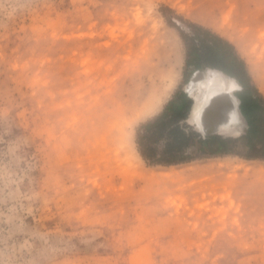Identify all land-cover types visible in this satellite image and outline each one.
I'll return each mask as SVG.
<instances>
[{
    "label": "rangeland",
    "instance_id": "1",
    "mask_svg": "<svg viewBox=\"0 0 264 264\" xmlns=\"http://www.w3.org/2000/svg\"><path fill=\"white\" fill-rule=\"evenodd\" d=\"M189 24L244 61L254 131L188 116L212 153L150 165L140 125L208 69ZM0 264H264V0H0Z\"/></svg>",
    "mask_w": 264,
    "mask_h": 264
},
{
    "label": "trees",
    "instance_id": "2",
    "mask_svg": "<svg viewBox=\"0 0 264 264\" xmlns=\"http://www.w3.org/2000/svg\"><path fill=\"white\" fill-rule=\"evenodd\" d=\"M189 28L193 30V36L189 38L177 28L184 43L188 41L185 68L192 66L190 70L200 67L217 69L243 83V77L247 75L246 66L234 46L199 25L189 24ZM195 37L199 38V44L194 43ZM183 76L186 80L188 75L185 71ZM192 99L183 92H175L160 114L140 125L136 132L135 143L139 155L146 163L150 165L182 164L212 153L205 151L203 152L205 155H192L185 152V147L194 138L198 143L206 146L212 139L209 136L202 138L198 132L191 130L186 124H179L180 121L188 119ZM239 109L248 125L246 136L251 139V133L254 131L252 115L242 104L239 105ZM166 136L168 139L162 142L160 147L158 143ZM213 138L223 140L220 136Z\"/></svg>",
    "mask_w": 264,
    "mask_h": 264
},
{
    "label": "bare ground",
    "instance_id": "3",
    "mask_svg": "<svg viewBox=\"0 0 264 264\" xmlns=\"http://www.w3.org/2000/svg\"><path fill=\"white\" fill-rule=\"evenodd\" d=\"M197 74L199 75L200 71L192 75L188 84V88L192 87L193 83L196 88L190 118H197V115L202 113L201 116L206 117L208 121L212 118L207 130L228 136L238 135L243 126V116L239 110L238 98L232 92L234 83L214 69H206L199 77Z\"/></svg>",
    "mask_w": 264,
    "mask_h": 264
},
{
    "label": "crops",
    "instance_id": "4",
    "mask_svg": "<svg viewBox=\"0 0 264 264\" xmlns=\"http://www.w3.org/2000/svg\"><path fill=\"white\" fill-rule=\"evenodd\" d=\"M209 69V68H208ZM211 69V68H210ZM217 70V69H216ZM217 71H220V70H217ZM221 73H223L222 71H220ZM223 74H225V73H223ZM189 82H190V80H188V84H189ZM186 92H187V89H186ZM190 98H191V96H190ZM192 99V98H191ZM192 104H193V102H192ZM192 104H191V107H192ZM191 107H190V111H191ZM240 110V109H239ZM189 111V112H190ZM244 118V117H243ZM245 119V118H244Z\"/></svg>",
    "mask_w": 264,
    "mask_h": 264
}]
</instances>
